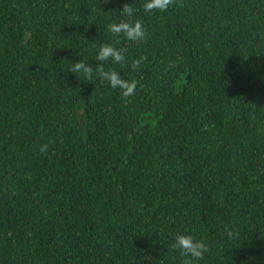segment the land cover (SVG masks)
I'll return each instance as SVG.
<instances>
[{"label": "trees", "instance_id": "16d2710c", "mask_svg": "<svg viewBox=\"0 0 264 264\" xmlns=\"http://www.w3.org/2000/svg\"><path fill=\"white\" fill-rule=\"evenodd\" d=\"M125 3L143 43L107 30ZM143 3L0 0V264H182L177 234L195 264H264V0Z\"/></svg>", "mask_w": 264, "mask_h": 264}, {"label": "clouds", "instance_id": "9594fccd", "mask_svg": "<svg viewBox=\"0 0 264 264\" xmlns=\"http://www.w3.org/2000/svg\"><path fill=\"white\" fill-rule=\"evenodd\" d=\"M176 3V0H145L143 3V11L145 13L166 12L170 6ZM137 10L127 3L122 7L119 13L127 19L119 22L110 23L107 26L108 32L115 37L123 36L124 39L132 44H140L146 41L148 33L145 31L143 23L139 20H133ZM127 48H117L110 43H105L99 46L98 54L96 55L97 66L95 67L96 77L101 82H106L112 89H119L122 98L127 99L135 94L137 88V81H127L121 78L118 71L114 68L105 70L104 62L111 60L114 64L120 65L121 68L128 66ZM147 60L146 56H141L131 61V69L135 71L141 63ZM93 67L85 63L83 60L71 63L69 71L71 73H81L87 81H92ZM47 145L41 147L42 153L47 152ZM224 233L231 238H238L239 233L228 226H225ZM173 250L179 251L180 256L183 258L182 264H195V262L203 260L205 254L209 251L208 245L203 240H196L191 235L177 234L174 242L171 245Z\"/></svg>", "mask_w": 264, "mask_h": 264}]
</instances>
